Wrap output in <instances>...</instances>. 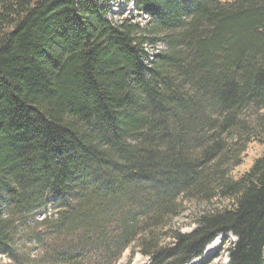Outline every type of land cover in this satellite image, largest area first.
Masks as SVG:
<instances>
[{"label":"trees","instance_id":"obj_1","mask_svg":"<svg viewBox=\"0 0 264 264\" xmlns=\"http://www.w3.org/2000/svg\"><path fill=\"white\" fill-rule=\"evenodd\" d=\"M107 1L0 0V256L264 264V0Z\"/></svg>","mask_w":264,"mask_h":264},{"label":"rangeland","instance_id":"obj_2","mask_svg":"<svg viewBox=\"0 0 264 264\" xmlns=\"http://www.w3.org/2000/svg\"><path fill=\"white\" fill-rule=\"evenodd\" d=\"M108 8V17L111 18L114 22H120L124 19L131 20L135 23H139L142 27L147 25V18L142 13H139L135 10L132 2L127 0H108L106 4ZM163 47L160 44H156L154 48L149 49L150 56L153 54L162 51ZM264 147L259 146L258 144H251L248 146L246 153L243 157L242 165L236 168L233 173L235 176H239L241 173L245 172L253 163V161L261 154ZM193 203V202H192ZM185 204L184 213L174 220V226L179 228L182 233L191 232L195 226L191 223L194 217L192 213L194 211V204ZM44 212L37 213L38 218H43ZM235 242V238L232 236L227 237L226 244H223V237H216L204 250V255L200 259H194L189 264H203L208 262V264H228L227 257V248L229 244ZM23 249V255H29V258H35V252L27 248ZM130 251L127 250L122 258L120 259L119 264H127L130 258ZM209 258H213L208 261ZM33 260V259H31ZM149 259L140 254H135L131 259L130 264H148ZM0 264H13L9 262L5 257L0 256Z\"/></svg>","mask_w":264,"mask_h":264},{"label":"bare ground","instance_id":"obj_3","mask_svg":"<svg viewBox=\"0 0 264 264\" xmlns=\"http://www.w3.org/2000/svg\"><path fill=\"white\" fill-rule=\"evenodd\" d=\"M211 199V198H210ZM45 237V236H44ZM25 260V259H24Z\"/></svg>","mask_w":264,"mask_h":264}]
</instances>
